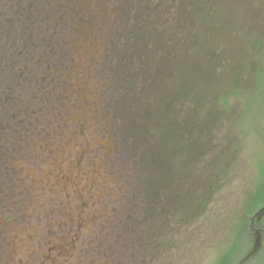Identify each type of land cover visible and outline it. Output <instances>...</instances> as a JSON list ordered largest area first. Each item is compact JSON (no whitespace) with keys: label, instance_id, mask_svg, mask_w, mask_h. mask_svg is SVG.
<instances>
[{"label":"rangeland","instance_id":"rangeland-1","mask_svg":"<svg viewBox=\"0 0 264 264\" xmlns=\"http://www.w3.org/2000/svg\"><path fill=\"white\" fill-rule=\"evenodd\" d=\"M137 1L67 0L68 27L51 32L56 44L60 39L68 42L67 61L61 75L46 81L45 85L50 88L47 94H42L43 83L37 91L40 95L33 98V93H30L27 104L13 106L12 99L5 97L8 103L0 107V136L20 137L16 142L13 139L12 142L3 143V146L11 149L3 155L0 168L9 172L12 183L18 184L20 181L28 187L34 183H51L56 178L57 183L71 186L80 179L81 182H95L102 199L107 195L112 198L117 196L119 191L113 188V176L109 174L104 177V169L110 163L106 155L113 156L117 146L112 130L115 127L112 125V115L105 113L109 96H105L102 89L108 88L110 93L119 77L118 61L121 56L117 52L125 40L126 26H116V22L124 23L127 14L133 17L137 11ZM180 1L150 0L151 3L146 5L161 2V6L169 9L167 11L172 17L169 21L175 17V28L179 27L178 32H173V43L174 39L178 40L185 53L194 57L197 56L196 49L193 45L188 46L193 38L188 30L192 22L179 19L182 8L189 7H183ZM218 1H221L219 10ZM229 10L235 12V28L233 26L225 31L229 23L225 21V12ZM213 14L220 17V25L219 42L212 51L216 55L225 46L224 61L218 62V67L215 60L213 74L218 80L220 76L221 93L229 105L224 118L228 121L223 127L226 139L218 138L220 141H217L214 138L217 144L213 154L220 151L218 143H225V150L215 161L212 158L211 169L206 162L209 154H203L199 165L195 162V167H192L195 176L192 175L190 184L192 187L196 185L193 182L197 175L202 191L194 195L187 206L177 205L175 212L171 213L176 221L175 264H216L234 242L238 243L234 258H238L248 248V238L239 231L242 221L250 216L247 214L249 203L255 197L256 189L261 188V195H264V0H215L208 10L204 9L205 21ZM203 15L197 12L194 20L203 18ZM169 21L159 23V28ZM167 32L160 31L159 44L162 39H167ZM196 33L201 40L206 37L199 31ZM37 48L39 46H26L20 40L0 46V57L4 58L0 67H5L7 60L10 62L8 70L30 76L31 72L27 69L31 67L42 74L46 70L44 65H41L39 58H29L27 53ZM24 49L26 53L22 54ZM61 55L60 52L54 54V58ZM161 68L164 69V66ZM2 72L5 71L0 69ZM164 72L165 69L159 74ZM104 77L106 87L101 86L105 82ZM36 78L34 80L40 85V77ZM4 80L0 78V83ZM193 80L202 84L206 79L194 76ZM27 81H30L28 77ZM162 82L160 77L159 83ZM169 87L167 85L166 89ZM0 89L6 88L0 86ZM14 91L20 93L16 83ZM4 95V92H0L1 98ZM205 107L200 109L203 115L206 114ZM192 108L188 101L184 106L185 113L189 114ZM192 113L195 112L192 110ZM34 120H38V123ZM190 129L193 131V128ZM12 166L15 172L10 170ZM49 172L53 173L54 179ZM212 173L216 174L215 179ZM16 176L18 181L15 180ZM209 184L213 187L207 196L206 185ZM201 189L198 187V191ZM263 204L260 202L253 214ZM97 209L107 212L106 207ZM261 226L256 224L252 228L259 230L258 251L264 253V224ZM254 238L255 234L250 239L251 250ZM166 254L167 251H164L165 258ZM252 262L253 259L249 264Z\"/></svg>","mask_w":264,"mask_h":264},{"label":"flooded vegetation","instance_id":"flooded-vegetation-1","mask_svg":"<svg viewBox=\"0 0 264 264\" xmlns=\"http://www.w3.org/2000/svg\"><path fill=\"white\" fill-rule=\"evenodd\" d=\"M148 2L138 0L134 18L127 14L124 23L116 22V26H126L125 40L117 52L121 56L119 77L110 93L108 88L102 89L109 96L108 100L105 98V113L112 115L118 148L113 156L106 155L110 163L104 169V177L113 176V188L119 193L115 198L107 195L102 199L95 182L80 179L71 186L59 184L55 178L51 183L26 187L20 181L12 183L9 172L0 168V264H175L176 221L171 213L177 205L187 206L192 200L190 183L195 174L188 158L208 154L212 144L201 135L199 139H190L185 150L172 136V104L157 101L156 86L159 72L165 69L164 73L169 74L170 64L162 69L159 62L164 57L170 62L164 44H173L175 17L170 22L168 8L161 6V2L147 6ZM68 8L67 0H0V46L16 40L26 46H39L27 51L28 57L39 58L46 68L39 74L28 67L31 75L25 76L24 72L22 75L8 70L10 62L6 60L5 67H0L5 71L0 78L28 77L25 93H38L43 83L42 94L49 92L45 83L61 75L68 43L60 39L56 44L51 32L67 29ZM167 21L159 28V23ZM160 31L168 32L167 39L159 44ZM59 52L61 57L55 59L54 54ZM224 57L222 46L218 62L223 63ZM3 60L1 56L0 62ZM190 72L186 70L182 76L189 79ZM199 76L207 77L206 71L200 70ZM36 77H40V85L34 80ZM163 83L166 88L173 86L174 79H164ZM102 85L107 86L106 79ZM19 138L0 136V160L11 149L3 143ZM181 156L184 165L180 168L176 158ZM1 164L2 160L0 167ZM10 170L15 172L13 166ZM49 175L54 179L52 172ZM15 180L18 181L17 176ZM201 186L204 187V181ZM97 207H106L107 212Z\"/></svg>","mask_w":264,"mask_h":264},{"label":"trees","instance_id":"trees-1","mask_svg":"<svg viewBox=\"0 0 264 264\" xmlns=\"http://www.w3.org/2000/svg\"><path fill=\"white\" fill-rule=\"evenodd\" d=\"M215 0H181L180 3L183 5V7L188 6V8H182V13H180V18L179 19H185L186 21H191L192 22V27L189 28L188 30L190 31V34H193V38L189 42V45H193V47L196 49V54L194 57H190L187 53H185L182 45L178 42V40L175 39L174 43H166L164 44L167 48L166 50V56L170 57V62L167 60V57H164L163 60L159 62L160 67L166 66L170 64V70L169 74L171 71H174L171 76L169 74L164 73V74H159L158 76V84H157V89H158V95L157 101L159 103L163 104H172V108L174 111V127L172 129V136L174 137V140L176 143H180L183 146V148L186 150L187 149V141H189L191 138L193 139H199L201 135H204L207 137V140L212 144L211 147H209V152L208 156L206 159L207 165L211 169L212 164V158L213 161L216 160L218 156H220V152H223L225 150V143H218L217 148L220 150L218 153L211 152V150H214L215 145L217 144L218 138H223L224 140L225 135L223 132V127L225 125L224 118H226V111H227V106L229 107L228 103H226L225 98L220 89V76L219 80L217 77L214 76L213 74V66L214 62L216 60L217 66H218V51L216 52V55L213 53V48L216 47V45L219 42L218 38V28L220 25V17H217V14H213L209 17H207V22L205 21L204 18V9L208 10L212 3ZM217 6V9L219 10L220 4ZM217 4V2H215ZM190 5V6H189ZM197 12L203 15V18H196V21L194 20L195 17L197 16ZM225 15L227 16L225 18V21L229 22L227 23L226 26L227 28H224L225 22L223 21V28L225 31L230 30L231 27L234 26L233 22L235 19V12L229 10V12H225ZM199 23V24H198ZM198 24V28H197ZM177 26V24H176ZM235 28V26H234ZM179 31V27L175 28V32ZM196 31L201 32L204 36L202 40L199 34L197 35ZM162 45V44H161ZM225 47V46H224ZM173 52V53H172ZM26 50L22 52V54H25ZM201 53V54H200ZM174 56H173V55ZM189 61H187V60ZM191 62V66H190ZM206 64H204V63ZM158 64V66H159ZM219 67V66H218ZM191 70L190 72V78L186 79L182 75L185 73V71ZM200 70H205L207 77L205 78V82L202 84H199L198 81L193 80L194 76H199ZM155 74H157V70L154 69ZM160 77L164 80L171 81L174 79V85L170 86L167 91L164 83L162 84L159 83ZM200 77V76H199ZM12 79V80H11ZM29 80V78H28ZM27 82V77H17V78H7L4 80V82L0 86H5L6 89H0V92H4V96L1 98L0 97V107L2 104H7L8 102H5V97H8L12 99L13 101V106H22L26 104V99H28V93H25V84ZM19 89V92L14 91V87ZM143 88L146 86V81L143 83ZM190 87L191 90H189L188 86ZM163 86V88H161ZM23 88V90H22ZM175 88V89H174ZM171 89V91H169ZM2 90V91H1ZM163 90V91H160ZM156 91V90H155ZM14 93L15 95L11 94ZM39 93H34L33 98H35L36 95ZM40 95V94H39ZM190 101L191 106L193 107L192 110L195 113H192V110L189 114L185 113L184 106L185 104ZM134 105L136 102H132ZM206 105V114L203 115L200 112V109ZM2 109V108H0ZM226 110V111H225ZM198 114V115H197ZM167 116V115H166ZM187 123V124H186ZM189 127L193 128V131L191 132L192 136L189 134L188 130ZM217 141H215V139ZM222 150V151H221ZM182 159V160H181ZM189 161L191 162L192 166H195V162L198 164L199 157L197 155H193L192 158H188ZM177 166L179 164V167L184 165V159L183 157H177ZM216 163V162H215ZM150 176V174H149ZM212 177H216V174H211ZM183 179H181L182 181ZM207 181V180H206ZM205 182V178H204ZM196 184L193 186V189L191 191L192 195V201H193V196L196 195L198 192L202 191V189L199 187V179L196 175V179L193 182ZM210 183V181H209ZM198 187L201 189L198 191ZM213 187V185L209 184L208 186L206 185V192L207 196L212 192L210 189ZM201 194V193H200ZM260 202H264V195H261V188L256 189L255 191V197L250 201L249 206L247 208V214L250 215L249 217L251 218L253 212L255 211L256 207ZM250 218L244 219L241 223L240 231L239 234H243L245 237L248 238V248L247 250L241 254L238 258H234L235 253L237 252V242H234V244L231 245L229 248L228 253L224 254L216 264H249V261L253 259V262L251 264H264V253L263 251H258L257 253H254L253 255H250L245 262L243 260L244 256L248 255L250 250H251V245L250 242L252 239V233H251V223H250ZM260 225L264 224V216L259 220V221H254L252 225ZM262 227V226H261ZM263 249V248H262Z\"/></svg>","mask_w":264,"mask_h":264},{"label":"water","instance_id":"water-1","mask_svg":"<svg viewBox=\"0 0 264 264\" xmlns=\"http://www.w3.org/2000/svg\"><path fill=\"white\" fill-rule=\"evenodd\" d=\"M263 214H264V205L257 212V218L259 219ZM254 233H255V238H254V243H253V248H252L251 254L256 252L258 250V248L260 247V233H259V230L256 229V231Z\"/></svg>","mask_w":264,"mask_h":264}]
</instances>
